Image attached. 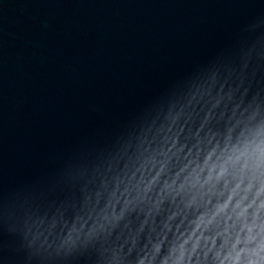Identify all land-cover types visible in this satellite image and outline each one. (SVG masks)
Returning a JSON list of instances; mask_svg holds the SVG:
<instances>
[{"label": "water", "instance_id": "1", "mask_svg": "<svg viewBox=\"0 0 264 264\" xmlns=\"http://www.w3.org/2000/svg\"><path fill=\"white\" fill-rule=\"evenodd\" d=\"M0 264H264V0H0Z\"/></svg>", "mask_w": 264, "mask_h": 264}]
</instances>
